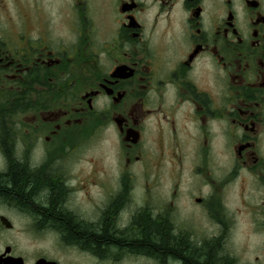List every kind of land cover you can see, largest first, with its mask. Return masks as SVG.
<instances>
[{
    "label": "flooded vegetation",
    "instance_id": "flooded-vegetation-1",
    "mask_svg": "<svg viewBox=\"0 0 264 264\" xmlns=\"http://www.w3.org/2000/svg\"><path fill=\"white\" fill-rule=\"evenodd\" d=\"M0 190V264H264V0H0Z\"/></svg>",
    "mask_w": 264,
    "mask_h": 264
},
{
    "label": "trees",
    "instance_id": "trees-1",
    "mask_svg": "<svg viewBox=\"0 0 264 264\" xmlns=\"http://www.w3.org/2000/svg\"><path fill=\"white\" fill-rule=\"evenodd\" d=\"M6 181L9 183H12L14 189L15 188L19 189L18 191H12L14 193V197L16 199H21L23 201H27L26 198L28 196V193H27L28 190L26 187H23L20 185V183L22 182V173L21 172H16L14 175H12V174L9 175L6 178ZM3 186L5 187L6 185L3 184ZM0 193H2L1 190H0ZM52 212H55L52 215V217L55 218L56 221L61 223L62 228H64L69 233H72V231H74L72 228V223L70 222V220H68L66 217L62 216V214L60 213L61 211L57 207L54 208V210ZM74 233H77V231H75ZM148 237H150V236H148ZM90 239L92 241H94L95 239L97 241H101V240L105 239V236L102 238H100V237L98 238L97 235L92 234V235H90ZM156 243L157 244L153 245V249L155 248L154 250L155 251L157 250V252L160 251V253H161V251L165 252L170 247V243H169L168 239L166 237H164L163 234H158ZM175 256L180 257V254L175 253Z\"/></svg>",
    "mask_w": 264,
    "mask_h": 264
},
{
    "label": "rangeland",
    "instance_id": "rangeland-1",
    "mask_svg": "<svg viewBox=\"0 0 264 264\" xmlns=\"http://www.w3.org/2000/svg\"><path fill=\"white\" fill-rule=\"evenodd\" d=\"M92 153L96 156L98 166L107 168L112 164V151L110 145L105 142L104 138L96 141L95 146L92 148Z\"/></svg>",
    "mask_w": 264,
    "mask_h": 264
}]
</instances>
